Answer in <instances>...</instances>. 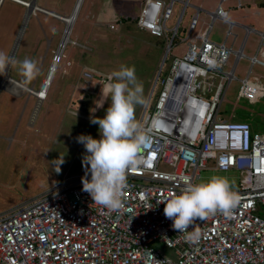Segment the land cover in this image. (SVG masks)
Listing matches in <instances>:
<instances>
[{"label":"built area","instance_id":"built-area-1","mask_svg":"<svg viewBox=\"0 0 264 264\" xmlns=\"http://www.w3.org/2000/svg\"><path fill=\"white\" fill-rule=\"evenodd\" d=\"M12 1L27 8L32 3ZM177 3L178 19L168 27ZM189 5V0H144L139 5L137 27L167 43L138 117L149 139L126 171L124 208L112 211L96 205L82 190L85 173L66 172L49 190L0 213V264H264V132L220 114L227 86L237 79L240 59H247L249 67L239 78L237 98L254 101L264 95V77L251 78L254 65L264 68L258 56L264 50V33L258 32L256 53L246 55L241 47L236 50L210 37L218 19L228 23L226 36L232 33L235 22L227 8L194 7L181 40L183 54L173 56L161 78ZM36 7L33 13L60 19L59 14ZM202 11L209 17L204 28L199 26ZM61 42L62 38L52 62L59 63L63 55H58ZM82 75L87 83L84 93H97L109 82L90 71ZM210 161L213 169L238 171L231 190L239 201L229 215L218 211L197 218L188 231L196 228L200 237L188 240L187 233L172 228L173 221L164 215L165 204L159 201L179 194L184 177L200 183L201 171Z\"/></svg>","mask_w":264,"mask_h":264},{"label":"rangeland","instance_id":"rangeland-1","mask_svg":"<svg viewBox=\"0 0 264 264\" xmlns=\"http://www.w3.org/2000/svg\"><path fill=\"white\" fill-rule=\"evenodd\" d=\"M44 1H47L54 13L61 10V3L70 4V0H37V4L42 5ZM92 1L90 13L87 11L89 14L85 16L86 20L82 19L90 2L88 0L82 2V8L80 12L78 11V17L76 16L77 21L73 31L70 30L69 41L62 51L63 55L61 54L59 63L52 61L57 53L59 40L66 30L64 21L56 32L55 39L52 40V49L49 51L46 62L40 66L36 58H33L34 53L32 52L35 49L33 35L39 25L37 17H30L32 19L27 23L26 34L19 45L20 50H14L13 57L18 61L26 57L36 61L37 71L33 77H39L34 82L33 92L42 88L50 71V65L53 67L55 64L57 67L47 89L46 97L39 99L31 93L33 96L31 95L29 106H25L24 95L22 97L13 96L4 87H0V213L49 190L66 172L68 174L85 173L82 159L86 150L83 144L77 142V137L90 135L98 139L99 125L92 124L91 118H103L110 105L109 97L104 101L103 106H100L103 102L102 89L99 96L90 94L92 97L85 95L81 90L87 88V83L81 80V73L85 67L95 74L110 76L113 71L119 70L121 65L134 66L137 80L143 84L144 102L135 108V119L138 121L152 81L160 67L167 41L136 28L134 18L139 10L138 0ZM189 2L191 6L185 10L179 35L175 38L172 51L165 60L161 78L166 75L173 56L183 54L185 42L181 40L187 34L186 25L194 11L192 6L196 0H189ZM28 10L34 11L35 9ZM179 10L180 4L177 3L174 16L168 21V27L174 25L178 19ZM111 12L117 13L120 21L116 20L113 23L115 26L118 25V28L110 32L103 30V27H106L103 21L98 22L95 19L100 13L103 20H108V14ZM24 13L25 9L18 4L9 0L2 2L0 6V52L7 55L9 51L12 52L14 47L12 41L16 36L12 27L18 24V29L20 28ZM68 13L69 11L57 14L68 17L72 12ZM28 15L27 12L25 17ZM38 17L43 25L53 24V21L46 20L44 15L39 14ZM261 20L262 23H257V25L264 26V15L261 16ZM249 22L256 25L255 21L250 20ZM249 44L251 49L256 45L252 38L249 39ZM245 51L250 54L248 49ZM259 57L264 60L263 49L259 51ZM230 61H234L233 55ZM248 67L247 59L238 61L237 79L231 80L227 86L220 106V114L225 118L231 117L233 120H246L252 124L255 131L264 132V95L257 97L254 101L237 98L239 78L243 76ZM252 70L253 80L258 79L259 75L264 77V69L258 65H254ZM9 75L27 85L32 83V78L25 81L19 75L17 66L12 67ZM3 76H6L5 81H7L9 78L7 74ZM262 82L264 84V79ZM18 85L21 84L18 83ZM159 87L160 85L157 91ZM35 101L36 108H33ZM18 103L21 106L18 107ZM61 156H63V163L59 164L60 171L57 172L55 171L57 165L54 162L58 161ZM211 167H214L212 161L209 162V168L201 171L200 182H205L212 176H220L226 177L231 187L237 183V170L221 171Z\"/></svg>","mask_w":264,"mask_h":264},{"label":"clouds","instance_id":"clouds-1","mask_svg":"<svg viewBox=\"0 0 264 264\" xmlns=\"http://www.w3.org/2000/svg\"><path fill=\"white\" fill-rule=\"evenodd\" d=\"M12 66H17L25 81L33 78L37 71L35 60L26 57L18 61L0 52V75H5L6 69ZM108 81L102 88L103 102L100 106L109 97L111 104L103 118L93 117L90 121L99 125L100 139L80 135L77 142L86 150L82 159L85 168L82 190L89 193L96 205L119 211L124 208L122 197L126 188V171L135 165L136 154L149 137L135 119V108L143 104L144 99L143 84L138 82L134 66L121 65L119 70L111 73ZM54 163L57 165L55 171L59 172L63 156ZM89 173L90 180L87 178ZM238 201L239 196L231 190L226 177L212 176L200 183L184 177L180 193L159 202L165 204L164 215L173 221L172 228L179 233H187L186 238L195 241L199 239L200 231L196 228L188 231L189 225L197 218L202 220L218 211L229 215ZM160 264L164 262L160 261Z\"/></svg>","mask_w":264,"mask_h":264},{"label":"crops","instance_id":"crops-1","mask_svg":"<svg viewBox=\"0 0 264 264\" xmlns=\"http://www.w3.org/2000/svg\"><path fill=\"white\" fill-rule=\"evenodd\" d=\"M9 1H12V0H9ZM25 1H30V2H33L34 5H38L37 4V0H25ZM74 1H76V0H70V4L69 5L64 3V2L61 3L60 4L61 10H57V13L66 12V11L68 12L69 11L68 14H70L72 12V10H73V6H74V3H75ZM88 1L90 3L86 7V12H85V15L83 16L82 20H84V19L86 20L85 16H87L90 13L89 9L92 8L91 4H92L93 1L92 0H88ZM138 1L140 3V2H143L144 0H138ZM239 1L241 3L240 6H237V0H222V1H220V0H196V2L193 4L194 6H192V8L200 7L203 10L212 11L213 9L216 8V6L218 4H220L224 8H227L228 9L229 19H231L232 21L235 22V24H233L232 28H231L232 33L230 35L226 36V30L228 29V23H227V21L218 19V20H215V22H214V24L212 26V29H211V32H210V37L213 40L217 41V42H225L226 45L231 46V47H233V49H236V50L241 47L243 49V52L246 55H253V54L256 53L257 47H258L259 41H260V36H259L258 32H263L264 33V26L263 25H257V23L258 24L262 23L261 22L262 21L261 20V16L264 15V0H239ZM12 2L18 4L21 7H23L25 9V13H24V16H23L24 18L22 19V21L20 23V28L18 29V24L14 25L12 27V30L16 33V36H15V40L12 41V43H14V47L12 48V52L9 51V55L14 56V50L15 49L16 50H20V46L19 45L23 42V36L26 34V31H27V28H28L27 23H28L29 20L32 19L30 17L31 16L37 17L39 25H37L36 31H35V33L33 35V39H35V42H34L35 49L32 52L34 53L33 54V58L34 59L36 58V60L39 62V66H40L42 63L46 62V59H47L48 54H49V51H51V49H52V47H51L52 40L55 39L56 32L58 31V29L61 28V25H62V23L64 24V22L62 20H60L59 18L54 17L53 15H51L49 13L41 12V11H37L36 13H33L32 11L28 10V8L25 7L24 5H22L21 3L16 2V1H12ZM83 3H81L79 12H80V10L82 8ZM1 4H0V6H1ZM38 6H40L42 8L44 7V9H47L49 11L54 12V10L49 8V6L47 4V1L42 2V5H38ZM189 6H191V4ZM101 7H103V5ZM244 7H246V8H244ZM30 9H32V8L30 7ZM194 11H195V8H194ZM194 11H193V13H194ZM27 12H28L29 15H28V17H25ZM79 12L77 14V17L79 15ZM55 13H56V11H55ZM39 14L44 15L46 20L51 21V22L53 21V24L52 25H48V26L43 25L42 22L40 21L39 17H38ZM191 15H190V17H191ZM178 16H179V14H178ZM77 17H76V19H75V21L73 23L71 32L74 29V25H75V23L77 21ZM135 17L136 18H134V20H135L134 24H135L136 28L139 31H142V30H140L137 27V22H136L137 16H135ZM183 17L181 19V23H182ZM190 17H189V20H188V24H189V21H190ZM96 18H97V19H95L96 21H98V22L103 21V23H104L103 25H106V27H103L104 28L103 30L111 32V31L115 30V28H118L117 27L118 25L115 26L113 24V23H115L116 20L117 21L119 20V16H118L117 13H114V12L109 13L108 14V20L107 19L103 20L100 13H98V17L96 16ZM208 20H209V17L205 14V12L202 11L201 13H199V21H200V25L199 26L201 28H204L206 26V22ZM250 20L255 21L256 25H253L250 22L248 23V21H250ZM80 24L82 25V23H80ZM188 24L186 25V31L188 29ZM53 25H57V26L55 27ZM111 25H113V28L110 27ZM180 26H181V24H180ZM107 28H108V30H107ZM179 29H180V27H179ZM250 38H252V40H254L255 43H256V45H255V47L253 49H251V47H249V45H250L249 44V39ZM159 39H164V38H159ZM60 40H61V38H60ZM246 49L249 50L248 52L250 54L246 53V51H245ZM258 56H259V53H258ZM230 62H232V61H230ZM68 65H70V63ZM12 67L11 68L9 67V68L6 69V74L10 78V80L5 81V77L3 75H0V87H4L6 89V91H8V93H10L13 96L22 97L24 95L23 98L25 100V106H29V102L32 99V97H31L32 94L30 92H28L26 89L29 88L31 90H34L35 89L34 88V84H35L34 82L37 80V78L39 76L38 77L37 76L33 77L32 78V83L30 85H27L23 81L15 79V78H13V77H11L9 75V71L12 69ZM259 67H261V66H259ZM261 68H263V67H261ZM247 69L245 70V72H244L242 77L245 76ZM252 69H253V67H252ZM236 70H237V67H236ZM83 71H89V69L85 67L83 69ZM90 72L93 73L92 71H90ZM252 72H253V70H252ZM81 80H82V82H84L86 84L82 73H81ZM95 81H96V79L91 83V85H89V88H93L94 83H96ZM15 82H17V83H19L21 85H17ZM81 90L83 91V89H81ZM99 90H101V89H99ZM99 92L100 91H98L97 93H92V94H97V96H99V94H100ZM84 94L88 95L89 97H92L89 93H84ZM17 106L19 107V106H21V104L18 103ZM33 106H34L33 108H36V101H35V104ZM98 135H99V132H98Z\"/></svg>","mask_w":264,"mask_h":264},{"label":"bare ground","instance_id":"bare-ground-1","mask_svg":"<svg viewBox=\"0 0 264 264\" xmlns=\"http://www.w3.org/2000/svg\"><path fill=\"white\" fill-rule=\"evenodd\" d=\"M83 0H76L75 2V5L73 7V11L71 13V15H69L68 17H63V16H60V20L64 21L66 23V30H65V33L62 37V42H61V46L59 47V54L63 51L65 45L67 44V42L69 41V35H70V30L73 26V22L77 16V13L80 9V6H81V3H82ZM34 8V9H37V7L35 8L33 2L29 4V8ZM53 69L49 71V73L47 74V77L43 83V86L40 90L36 91V92H33V90H27L28 92L30 93H33L35 94L39 99H44L46 97V94H47V89L51 83V80L54 76V73H55V70H56V65L54 64L53 65ZM6 77V76H5ZM10 80V78H7V81ZM13 82V81H12ZM16 83V82H15ZM18 85V83H16Z\"/></svg>","mask_w":264,"mask_h":264},{"label":"trees","instance_id":"trees-1","mask_svg":"<svg viewBox=\"0 0 264 264\" xmlns=\"http://www.w3.org/2000/svg\"><path fill=\"white\" fill-rule=\"evenodd\" d=\"M94 75H95V77H100V76H105V77H108L107 75H105V74H100V75H98V74H95L94 73Z\"/></svg>","mask_w":264,"mask_h":264}]
</instances>
